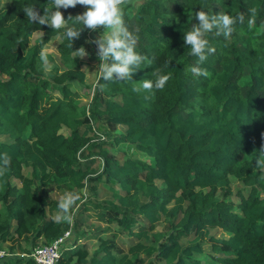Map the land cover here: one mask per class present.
I'll return each mask as SVG.
<instances>
[{
    "label": "trees",
    "instance_id": "trees-1",
    "mask_svg": "<svg viewBox=\"0 0 264 264\" xmlns=\"http://www.w3.org/2000/svg\"><path fill=\"white\" fill-rule=\"evenodd\" d=\"M203 1L126 5L124 22L138 37L136 51L153 63L141 64L132 81H100L106 86L94 87L89 114L72 82H84V62L73 54L81 46L90 49L91 31L83 29L71 47L61 32L31 23L22 10L34 3L43 14L49 0L0 4V136L7 138L0 141V156L11 157L0 177V248L28 253L6 263L36 264L29 254L38 242L51 243L69 231L58 264H203L196 255L205 252V244L217 264H264V167L255 163L264 142V0H207L202 9ZM251 8L257 10L256 23L249 28ZM84 10L60 9L65 19ZM196 10L245 17L228 39L208 34L215 53L199 65L208 77L190 72L196 58L183 42L195 22L188 14ZM37 31L44 35L31 43ZM54 37L63 69L46 73L39 53ZM157 68L170 75L163 90L132 91ZM117 126L124 132L115 142L149 162L110 153ZM97 131L104 139L93 140ZM231 177L242 185L236 202L228 199ZM99 182L107 185L110 198L97 199ZM46 186L74 194L85 188L88 198L73 206L72 223L53 221L59 199ZM84 218L114 231L88 233ZM160 221L166 222V233L155 231ZM214 228L229 236L209 235ZM119 235L137 241L122 250L115 243ZM83 240H93L94 249Z\"/></svg>",
    "mask_w": 264,
    "mask_h": 264
},
{
    "label": "clouds",
    "instance_id": "clouds-1",
    "mask_svg": "<svg viewBox=\"0 0 264 264\" xmlns=\"http://www.w3.org/2000/svg\"><path fill=\"white\" fill-rule=\"evenodd\" d=\"M129 2L130 0H49L48 6L43 8V14L40 13L34 3L26 4L22 10L31 23L46 25L52 30L61 32L60 38L67 39L71 47L73 40L80 37L83 29L91 32H96L101 28L107 30L98 38L87 41V43L95 44L97 48L99 64L96 66L95 86L103 90L106 84H101L100 81H132V74L141 68V64L146 63L151 66L153 63L151 59L136 51L138 37L129 31L124 22L123 9ZM77 5L83 6L85 10L75 16L69 15L65 19L60 9L67 10L75 8ZM256 11V8L249 9L250 16L247 21L249 28H252L256 23L254 18ZM188 15H190L191 20H195L191 24L190 30L183 34V42L190 49L189 55L196 58L190 72L196 77H208V71L199 67L207 60L208 54L215 53V48L210 46L207 39L208 34L214 32L216 36L222 35L228 39L236 30L235 25L244 23L245 17L243 13L233 16L226 12L209 14L206 10L191 11ZM69 20H73L74 24L70 25ZM75 24H79L81 27L77 28ZM39 34L40 38L44 35L42 31H39ZM88 55L84 47L81 46L74 50L73 58H83ZM48 56L49 52L42 47L39 59L45 67L49 65ZM151 77L141 80L138 85H134L132 91L152 93L153 90H163L170 79V75L162 74L158 68L153 69ZM261 137L264 140V133H261ZM256 151L255 163L264 167V159H261L264 157V142ZM10 163L11 157L7 153L0 156V177L6 175ZM79 199V194L65 192L57 202V211L53 221L57 224L72 223L74 220L72 209ZM58 259V256L54 257L50 264H55Z\"/></svg>",
    "mask_w": 264,
    "mask_h": 264
},
{
    "label": "rangeland",
    "instance_id": "rangeland-1",
    "mask_svg": "<svg viewBox=\"0 0 264 264\" xmlns=\"http://www.w3.org/2000/svg\"><path fill=\"white\" fill-rule=\"evenodd\" d=\"M142 0H130V4H133L134 6H137ZM9 3V0H0V4L1 5H6ZM106 33L107 30H103L98 29L97 33H93L91 32V38H98L100 35H102V33ZM40 37L39 31L34 32L33 35L31 36V43H34L36 41V39ZM59 42V37H54L52 38L47 44L44 45V49H46L49 54H51V56L53 57V61L49 62L48 67H46L45 71L46 73H48L50 70H52L55 66H58L60 69H63V66L60 63V58L58 56L57 53V49H56V45ZM89 55L83 58H80L84 64L81 66V70H83L84 74H85V78H84V82L83 83H79L77 81H73L72 82V87L73 89H75L78 94H79V102L82 105H86V107H89V103L91 101L92 98V93H93V89L95 87V83H96V75H97V69L96 66L99 64V60L97 58V48L96 45L93 44L90 46V49L88 51H86ZM89 110V109H88ZM89 114V112H88ZM112 131V135L110 140L114 143L109 147V151L111 154H113L117 159L122 160L124 157V153H127L128 155H134L137 156L139 159H141L142 161L145 162H149L150 159L147 156L141 155V154H137L135 152H133L131 149H129L127 147L126 144L124 143H116L114 136L115 135H122L124 132V128L121 126H117L115 129L111 130ZM63 133H67L68 130L63 129L62 130ZM96 137L93 138V140H101L104 139V135L102 134V132H98L97 131ZM7 138L5 136H0V141H6ZM102 166H103V162L99 161L95 163V169L96 170H102ZM24 173L28 174L29 171L28 169H25ZM232 180V194L228 197V199L232 200L233 202H236L239 198H238V194H236V192H238L239 190H242V185L234 178L231 177ZM13 183L17 186L20 185L18 180H13ZM46 191L54 198V199H59L65 192L64 191H59L56 190L53 186H46L45 187ZM80 201L78 202L77 206L82 203L83 201H85L88 198V193L86 192L85 188L80 190ZM110 191L107 187V185L105 183H97V199L98 200H103V199H108L110 198ZM55 216V215H53ZM98 229H103L106 230V234H111L114 231V227H108L106 224L103 223H99L97 222V220L91 218V219H87L84 218L83 219V230H86L88 233L91 232V230H98ZM155 231H162L164 233L167 232L166 229V222L164 221H160L156 224L155 226ZM102 235V236H103ZM209 235L215 236L217 238H227L229 236V233L220 229V228H214V229H210L209 230ZM69 237H71V233L69 235ZM190 238V237H189ZM137 240L134 238H129L127 236H117L115 243L122 249V250H127L128 246L132 243V242H136ZM187 241L186 238L182 239V243L185 244ZM86 243L87 246L89 247L90 251H92L95 247V243L94 241H81V243ZM40 242H38L37 245H39ZM205 247V252L203 254H198L196 255V257L198 259H201L203 261V264H217L216 261L210 256L213 253L211 252L210 248L208 247L207 244L204 245ZM9 245H4L3 246V250L6 253H10L9 250ZM215 253V252H214ZM210 254V255H209ZM214 256V254H213ZM12 257H16V258H28V253H24V252H19L16 253L15 255H12Z\"/></svg>",
    "mask_w": 264,
    "mask_h": 264
},
{
    "label": "built area",
    "instance_id": "built-area-1",
    "mask_svg": "<svg viewBox=\"0 0 264 264\" xmlns=\"http://www.w3.org/2000/svg\"><path fill=\"white\" fill-rule=\"evenodd\" d=\"M69 235L70 233L67 231L62 237L52 241L51 243L36 246L31 251L29 256L35 261L36 264H50L52 259L56 256H58L60 259L62 244L69 237ZM5 255L6 252L0 248V257L2 258ZM59 259L55 261V264H58Z\"/></svg>",
    "mask_w": 264,
    "mask_h": 264
},
{
    "label": "crops",
    "instance_id": "crops-1",
    "mask_svg": "<svg viewBox=\"0 0 264 264\" xmlns=\"http://www.w3.org/2000/svg\"><path fill=\"white\" fill-rule=\"evenodd\" d=\"M15 254L16 253H6L5 257H2V258L0 257V264H12V263H9L10 261H7L6 263L5 260H9L10 258H12V255H15ZM20 264H23V263H20Z\"/></svg>",
    "mask_w": 264,
    "mask_h": 264
},
{
    "label": "water",
    "instance_id": "water-1",
    "mask_svg": "<svg viewBox=\"0 0 264 264\" xmlns=\"http://www.w3.org/2000/svg\"><path fill=\"white\" fill-rule=\"evenodd\" d=\"M206 2H207V0H204V1H203L202 9H204Z\"/></svg>",
    "mask_w": 264,
    "mask_h": 264
}]
</instances>
